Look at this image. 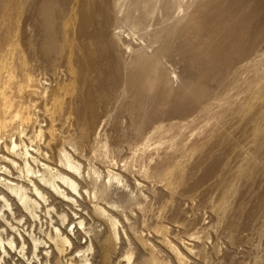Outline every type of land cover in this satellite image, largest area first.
<instances>
[{
	"label": "rangeland",
	"instance_id": "obj_1",
	"mask_svg": "<svg viewBox=\"0 0 264 264\" xmlns=\"http://www.w3.org/2000/svg\"><path fill=\"white\" fill-rule=\"evenodd\" d=\"M0 194V264H264V0H0Z\"/></svg>",
	"mask_w": 264,
	"mask_h": 264
},
{
	"label": "bare ground",
	"instance_id": "obj_2",
	"mask_svg": "<svg viewBox=\"0 0 264 264\" xmlns=\"http://www.w3.org/2000/svg\"><path fill=\"white\" fill-rule=\"evenodd\" d=\"M11 145H12V150L14 151V153L20 149L21 150L24 149L22 156L25 158L26 165H27L28 187L21 185L19 183L18 184L14 183V182L6 180V179H3V181L5 182V184L4 183L3 184L6 187V189L12 195H14V197H16V199L19 201L21 206L28 213L30 218L34 219L35 221L40 220L41 219V216H40L41 213L39 214V208L41 206V203H43L46 206L51 205L50 197L48 196L46 191L44 189H42L41 186H39L35 181H38L39 183L43 184L45 187H48L52 193L58 195L64 201H66L68 203L77 204V200L74 199L73 197H71L68 191H72L75 194L80 195V187H81L80 183L81 182H79L78 178H76L75 176L73 177L69 174H65L61 170L52 168L48 165H43L44 172L38 171V173H35L30 166L29 159L32 158L33 161H35V162H37V160L34 159L33 156L31 155V153H30L31 151H29L28 146L23 145V147H22V146L18 145L16 142H13ZM61 157H62V159L60 162H61V165L63 167L73 170L80 177L84 178L82 175L81 165L76 163L73 160V158L67 152L63 153V155ZM94 174L96 175L97 173L94 172ZM30 175H32L33 177H31ZM0 200L4 203L3 209L7 210V212H9V213L14 214L13 205H12L10 199L6 195L2 194V196L0 197ZM3 215H4L3 216L4 221H6V216L4 213H3ZM62 220L64 222L68 221V216L63 215ZM80 225L83 226L84 222L83 221L80 222ZM13 230L16 231L15 228H13ZM18 232H20V231H18ZM55 232L57 234L56 240H58L60 242V246H65V245L71 246V241L69 240V238L67 236H65L60 231V229L56 228ZM19 236L21 238H23L22 234H20ZM32 240H33V243L35 246L36 253H37V251L40 250L41 247H45L47 245L43 240L36 239L34 237H32ZM0 245L2 247V251L6 254H8L7 253V246L10 247V249H14V250L17 249L16 243L14 240L8 241L7 244L4 243V240L1 237V233H0ZM24 250H25V243H24V246L22 247L21 252Z\"/></svg>",
	"mask_w": 264,
	"mask_h": 264
}]
</instances>
